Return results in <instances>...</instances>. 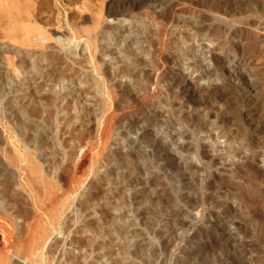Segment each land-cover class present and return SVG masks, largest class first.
I'll return each instance as SVG.
<instances>
[{
	"label": "rangeland",
	"instance_id": "obj_1",
	"mask_svg": "<svg viewBox=\"0 0 264 264\" xmlns=\"http://www.w3.org/2000/svg\"><path fill=\"white\" fill-rule=\"evenodd\" d=\"M124 4L0 0V264H68L109 230L121 235L96 247L101 264H264V0L107 14ZM66 37L85 59L74 78L100 84H73L69 125L28 68L70 54ZM161 49L176 59L156 82ZM128 68L145 74L117 73Z\"/></svg>",
	"mask_w": 264,
	"mask_h": 264
},
{
	"label": "bare ground",
	"instance_id": "obj_2",
	"mask_svg": "<svg viewBox=\"0 0 264 264\" xmlns=\"http://www.w3.org/2000/svg\"><path fill=\"white\" fill-rule=\"evenodd\" d=\"M138 2V1H137ZM123 3H125L124 4V6L120 9V11L119 10H117V11H111V10H109V12H107V14L109 15V16H124V17H127V16H129L130 14H129V12L130 11H132V9H133V5L134 4H136V0H123ZM138 4V3H137ZM189 4V3H188ZM197 4V3H196ZM139 5V4H138ZM190 5V4H189ZM136 6V5H135ZM137 7V6H136ZM179 7V6H178ZM192 7V6H191ZM164 8V7H163ZM164 10V9H163ZM18 11H21L20 9L18 10ZM166 11V10H165ZM183 11V10H182ZM24 12V11H23ZM184 12V11H183ZM166 13V12H165ZM164 13V14H165ZM175 13V12H174ZM23 14V13H22ZM22 14H17V16H16V21L17 22H19L20 20H22L23 18H22ZM24 14H25V12H24ZM157 13H155V15H156ZM159 14V13H158ZM156 15V16H160V15H162V14H159V15ZM177 14V13H176ZM171 15H172V13H171ZM24 16V15H23ZM170 16V15H169ZM172 18L174 17V14H173V16H171ZM172 20V19H171ZM173 21H174V19H173ZM188 21V20H187ZM186 21V22H187ZM185 22V24H187L188 26H190L188 23L190 22V21H188V23H186ZM195 23H197V22H195ZM194 23V24H195ZM193 24V25H194ZM196 25V24H195ZM194 25V26H195ZM148 27V26H147ZM201 27V26H200ZM199 26L196 28V30H198L199 31V28H200ZM110 30H111V28H110ZM200 30H201V28H200ZM113 31V30H112ZM120 37H121V39H119V40H123V38L122 37H124V35L126 34L125 32H128L129 33V31L128 30H124V29H120ZM111 33V32H110ZM110 33H108V35H110ZM234 34V33H233ZM67 38V37H66ZM66 38H64L65 40H64V42L63 43H61V45L65 48V47H67V46H69V45H71V47L72 48H70V49H67L69 52H70V54H68L66 51L64 52V54H63V56H61V57H47V58H41L40 59V61L38 60V61H36V62H32V63H28V68H29V71H31V73L33 74H42V76L41 77H43V81H42V83L40 84V88L41 87H49V90H50V93H48L47 95H46V101H49V104H50V106L52 107V109H53V111L55 110V111H63L64 112V114H66L67 113V115H66V117L64 118L65 119V121H66V125H69L70 123H71V120L74 118V117H72V119H71V115L69 114V111L71 110V109H75L76 108V104L78 103H76V101H74L73 102V99H72V97L70 98V96H69V92L71 91L72 92V87L74 86L73 84L74 83H76L77 85H75L76 87L78 86H80V85H84L83 87H87V90H91V91H94L95 92V94L96 93H98L99 92V90H100V84H99V81H97V80H95L93 77H91V74H90V76L87 74H85L84 76H83V78H82V76L81 77H78V78H74V74L75 73H77L78 71V69L79 68H77V66H74V65H79V63H81L82 62V60H84L85 61V59H83L82 58V60H81V58L80 59H78L77 58V53H76V49H77V46L75 45H72V41L71 40H68V38L66 39ZM118 40V41H119ZM121 41H119V42H121ZM139 41V39H137V38H135V39H131L130 40V42L128 43V45H133L134 43H136V42H138ZM165 44V43H164ZM127 48V47H126ZM66 49V48H65ZM72 49L73 50H75L74 52H72L71 53V51H72ZM71 50V51H70ZM128 50V49H127ZM162 50V49H161ZM187 50V49H186ZM123 51V50H122ZM130 51V50H129ZM121 53H123V52H121ZM125 53V52H124ZM159 53V52H158ZM67 54H68V56H67ZM159 59H158V62L156 63V66L154 67V72L156 73V82L159 80H165L166 78H167V76H166V69H170L171 68V66H173V61L176 59V57L173 55V54H168V53H166V51L165 50H162L159 54ZM157 55V56H158ZM125 56V55H124ZM66 57V58H65ZM128 57V56H127ZM127 57H125V58H127ZM122 58V57H121ZM128 59V62L132 65H134V62H136L137 63V61H136V59H134V57H128L127 58ZM55 61H57L58 62V64L60 65V70H56V69H54L53 67H54V62ZM96 62V61H95ZM128 62L126 63V65H128ZM21 63V66H23V62H20ZM125 63V62H124ZM171 63H172V65H171ZM216 63H218V61L216 62ZM96 64V63H95ZM138 64V63H137ZM125 65V64H124ZM136 65V64H135ZM135 65H134V67H135ZM171 65V66H170ZM197 66H200V65H197V61L196 62H191V63H189L188 64V67H187V69L188 70H195V68L196 69H198L197 68ZM73 67H75V68H73ZM95 67H97V66H95ZM137 67V66H136ZM170 67V68H169ZM202 67V66H201ZM200 67V68H201ZM27 68V67H26ZM71 68V69H70ZM77 68V69H76ZM123 68V67H122ZM125 68V67H124ZM137 68H139V67H137ZM137 68H134V70H129V68L128 69H126V70H118L117 71V73L120 75H124V76H128V77H132V78H139V77H141V75H144L145 73L142 71V70H138ZM214 68H218V67H214ZM68 69H70V73H67V70ZM140 69V68H139ZM203 69V68H202ZM80 70H81V67H80ZM99 70V69H98ZM171 70H173V69H171ZM170 70V71H171ZM214 70V69H213ZM220 70H221V68H220ZM28 71V72H29ZM205 71V70H204ZM208 71V70H207ZM97 72H99V71H97ZM212 72V71H211ZM215 72V71H214ZM207 73V72H206ZM116 74V73H115ZM147 74V73H146ZM204 74V73H203ZM202 74V75H203ZM205 75H203V77H204ZM186 76H185V74L183 73V72H181V71H178L177 70V72H175V73H173V75H172V78H173V80H172V84L171 85H174L175 87L177 86L176 84L178 83V84H180V83H182L181 81L183 80V78H184V80L186 79L185 78ZM33 78V77H32ZM131 78V79H132ZM137 78V79H138ZM202 78V77H201ZM200 78V79H201ZM175 79V80H174ZM180 79H181V81H180ZM138 80H140V79H138ZM199 80V79H198ZM115 81V80H114ZM186 81V80H185ZM184 81V82H185ZM198 82V81H197ZM116 83V82H115ZM119 85H121V84H119ZM126 85V84H125ZM124 85V86H125ZM181 85H183V84H181ZM123 86V85H122ZM78 87H77V89H78ZM118 87V86H117ZM120 87V86H119ZM181 87H184V86H181ZM210 87V86H209ZM80 88V87H79ZM126 88H129V87H127L126 86ZM125 87H124V89H126ZM123 88H122V90H124ZM207 89V88H206ZM86 90V89H85ZM126 90H128V89H126ZM77 91V90H76ZM80 90L78 89V93H81V92H79ZM82 91V90H81ZM49 92V91H48ZM83 92V91H82ZM124 92H126V91H124ZM129 93V92H128ZM126 94V93H125ZM80 95V94H79ZM81 96V95H80ZM127 96V95H126ZM79 97V96H78ZM130 97H132V96H130ZM134 98H136V97H134ZM134 98H133V100H134ZM131 99V98H130ZM136 102V101H135ZM140 104V103H139ZM137 105V104H136ZM54 111V112H55ZM62 112V113H63ZM71 112V111H70ZM65 116V115H64ZM111 117V116H110ZM74 120V119H73ZM110 120H111V118L108 120V122L106 123V127H105V131H107L110 127ZM87 227L86 226H84V227H82V229L83 230H85ZM108 235H109V237H108V239L106 240V242H97V243H94V240L92 241H89V243H86L85 245H83V242L82 241H79V242H77V244H75L74 245V249L72 248L71 250L69 249V251H67V252H65L64 253V255H65V259L67 260V262H68V264H70L69 262H71V264H76L77 263V261H75L76 259H81L80 261H82V262H85L87 259H89V257L90 258H94V259H98L97 261L96 260H93L90 264H101V262H100V260L101 259H103L104 257H105V253L103 252V253H101V252H99V253H96L97 251H98V249L96 248L97 246H100V245H105V244H107V242L108 241H110V240H112V239H114V238H116V237H120V233L118 232V231H112V230H109L108 231ZM81 245L82 246H85V249H86V251L84 252V253H81L80 251H79V249H80V247H81ZM100 249L101 250H103L102 249V247H100ZM76 250H78L79 252H78V254L75 252ZM64 259V260H65ZM65 260V261H66ZM92 260V259H91ZM87 263H89V261L87 262ZM78 264V263H77ZM79 264H82V263H79ZM86 264V263H85Z\"/></svg>",
	"mask_w": 264,
	"mask_h": 264
}]
</instances>
